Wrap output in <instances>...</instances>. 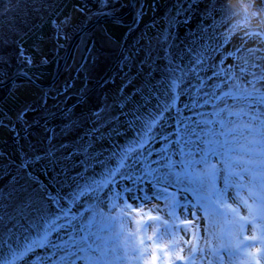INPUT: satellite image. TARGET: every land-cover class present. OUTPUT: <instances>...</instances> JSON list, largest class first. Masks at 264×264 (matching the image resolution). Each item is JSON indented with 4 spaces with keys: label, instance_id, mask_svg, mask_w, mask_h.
I'll return each instance as SVG.
<instances>
[{
    "label": "rangeland",
    "instance_id": "1",
    "mask_svg": "<svg viewBox=\"0 0 264 264\" xmlns=\"http://www.w3.org/2000/svg\"><path fill=\"white\" fill-rule=\"evenodd\" d=\"M106 1L109 3V0H103V2ZM235 1L236 3L230 8L240 16L238 10L240 1ZM116 2H118L117 5L103 8L102 2H98V0H59L57 15L63 13L71 17L70 22L64 27L65 35L59 40L60 46L57 47L56 42L49 35L43 52L48 57V63L42 66L38 63L37 66L26 69V72L36 81L48 83L56 69L60 67L73 36L100 15L124 11L130 0H117ZM248 4L247 7L258 14L251 18L252 23L259 27L258 30L249 26L245 27L237 22H229L231 20L230 12L225 15L221 6L217 4V0H211V3L208 0H198V5L192 9L190 20L187 23H173L175 10L178 7L177 0H137V17L143 11L142 24L135 27V31H132L130 35H126L128 27L125 24L133 22V15L129 14L122 17L120 21L98 23L100 25L97 24V27L94 26L89 29L90 31H85L76 41L72 55L65 62L60 76L51 87L41 89L20 78L14 81L12 87L9 84L0 85V111H3L0 122L4 125L0 127V184L2 179L5 182L7 176L10 175L8 172L10 168L4 164L12 157L18 160L17 153L20 142L27 140L36 132H46L45 124L57 121L59 116L65 114L67 110L82 105L89 93L91 96L98 95L96 94L97 90L94 91L95 86L102 84L113 73L116 72L114 76H119L120 80L118 79V81L122 83L124 75L121 74V54L126 49V46L123 47L125 39L128 40L127 45L132 47L135 42L139 41L141 29L145 25L147 26L146 32L153 37L155 35L157 37L160 33L167 36L169 28H171L172 40L169 41V45L177 58L176 62L180 63L182 60L184 66L189 63V57L185 55L184 49L188 47L191 34L204 29L202 24L206 18L211 19V22L214 21L215 25H213V29H207L208 32L202 33L204 43L215 46L216 38L224 40L220 54L213 55L207 64L214 59L216 68L226 69L228 65L237 63L242 55H247L237 52V48L260 49L264 52V49L260 48L264 43V6L260 5L257 0H252ZM213 5H216L215 10H213ZM31 8L30 0H0V30L11 36L9 30L18 23H23L24 19L29 16ZM77 9H83V11ZM145 28L142 29L143 32H145ZM213 30L214 33L210 32ZM45 31L50 34V27H46ZM257 32L260 33L259 39L253 35ZM106 34L111 39H107ZM142 36H144L143 33ZM152 41L154 48L156 38H152ZM144 43L145 41L141 44L142 47ZM122 47L123 51L119 55ZM117 49L118 54L115 59L118 67L112 68L111 60L115 56L113 52ZM161 50L160 48L159 51ZM221 54L223 62H221ZM166 55L162 50L153 56L158 58ZM143 58L144 52H141L137 60ZM36 60L39 61V56H36ZM12 65L16 66L13 63L8 70L11 71ZM111 68L109 76L98 83ZM166 68L167 65L162 66L159 71V74L163 76V81L152 82L156 86L154 92L156 99L151 102L152 107L148 110L151 111L155 107L157 100L163 104L165 96L170 93L179 96L177 107L171 106L173 111L166 112L164 116L166 134L175 140L178 119L184 120L192 127H196L193 121H200L204 129L205 126L193 111L195 101H197V92L192 88L190 92L185 93L188 86L186 76L181 78L178 72L175 77L170 79ZM216 68L214 69L216 70ZM24 70L20 69L18 72H25ZM144 71L148 72V68L145 67ZM212 71V68L204 70L202 76H211ZM124 72H127V69H124ZM14 74L11 73L9 77ZM132 74L136 75V68H132ZM143 78L144 75L141 74L135 84L126 89L127 94L132 96L133 100L130 106L139 102L140 97L133 93H135L136 87L140 86ZM177 80L178 82L180 80L181 85L177 87L171 84ZM85 81L84 88L81 90L80 87ZM163 82L170 87H168L170 89L168 93L167 87L160 85ZM211 83H217V81L213 80ZM9 87L13 90L20 88V91L16 93L19 100L11 95ZM116 87L118 88L117 85ZM86 89L88 90L85 94L81 95V92ZM210 90L216 91V89ZM42 94L46 98V107L38 103ZM113 96H119L118 91ZM108 98L107 96L104 100L106 101ZM24 102L35 107L23 119L18 120L16 113L19 108L23 107ZM228 103L233 104V101L229 100ZM217 104L218 102L209 107H213V111H217ZM199 106L202 108V102ZM83 108L90 110L91 107L84 104ZM233 110L238 111V109ZM118 111V108L114 109L113 114ZM230 119L236 121L235 133L220 136L221 126L214 123L215 137L211 134L214 140L211 147L205 143L207 138L205 130L203 134H200L198 130V135L201 137L199 141L195 137L185 136L184 139L188 143L185 146L181 142L179 148L169 142H156L149 145V147L155 148L153 155L144 158L145 168L139 174L140 177H143L142 182L139 179L137 183H133L117 178L111 183L109 190L108 181H104V186L99 187L93 194L94 198H89L87 194L76 196L77 203L74 207H63L62 211L67 214L68 220L72 221L74 225L84 228L85 231L82 234L89 237L88 242L92 244L93 248L99 249L97 255L101 257L100 264H150L153 255L157 258V264H162V261L171 258L162 256L157 251V239L154 234L158 229L161 233L164 231L160 222L148 221V224L152 226H143L144 221L141 220V217L146 219L148 215H158L162 221H167L171 238L164 236L159 247L164 248L166 245L175 243L176 248L173 251L185 257L184 261H177L176 264H186L190 245H194L197 249V254L194 257L195 264H256L257 260L260 261V264H264V167L257 168L254 164L248 163L251 155L249 144L251 138L244 127L247 117H239L241 121H238L237 117ZM91 127L92 125L85 129L86 134ZM182 128L183 125H181ZM85 137L86 135L81 139ZM5 138L7 139L3 142ZM217 140L220 143L216 142ZM225 140H227V144H224ZM115 143L123 146L119 138ZM101 145H106L107 148L111 147L107 141H101L96 143L94 149ZM70 150V148L67 149V151ZM158 154L166 156L170 163L167 168L161 167L160 164H152L153 171L149 173L147 162L156 158ZM207 159L209 162L205 161ZM24 164H28V162ZM30 165L28 169L39 176L40 183L46 180L47 182L51 181L53 185L49 186V189L54 192V195L59 194L55 191L57 174L60 172L59 167H50V163L48 162L47 165L46 160L36 164L35 167ZM80 171L82 169L73 167L69 174ZM169 171L175 174L171 179L160 183L154 179L155 176L164 175ZM11 172L14 173V170L12 169ZM95 172L97 175L103 176L99 166L96 167ZM40 198L38 201L42 202ZM18 202L17 199L12 203ZM186 205L198 210V215L194 218L195 225L185 226L182 224L186 218L193 219L189 212L184 211ZM43 207L53 215L58 212L53 205L50 206L47 202ZM12 209L11 206L8 211L12 212L14 210ZM225 222L228 224L227 232L233 234L231 237L224 234ZM241 225H243L242 228L246 236L255 235L259 239L246 240L242 246L234 248V239L239 233ZM184 228L189 230L185 231ZM193 235L195 240L191 239ZM149 237H152L151 241H149ZM185 240H188L189 244H185ZM180 248H183L184 251L180 252ZM0 251L7 254V250ZM92 259L95 260L96 256H92Z\"/></svg>",
    "mask_w": 264,
    "mask_h": 264
},
{
    "label": "snow or ice",
    "instance_id": "2",
    "mask_svg": "<svg viewBox=\"0 0 264 264\" xmlns=\"http://www.w3.org/2000/svg\"><path fill=\"white\" fill-rule=\"evenodd\" d=\"M30 2L32 8L29 10V16L24 19L23 23H18L9 30L11 36L0 30V84L8 83L10 77L7 70L13 60L26 69L35 67L38 63L41 66L47 64L48 57L43 52L49 35L59 47V40L65 35L64 27L71 20V17L63 13L57 15L59 0H30ZM98 2H103V0H98ZM208 2L211 3V0ZM257 2L264 6V0H257ZM177 3L178 7L175 10L173 23L189 22L190 13L198 5V0H177ZM217 4L221 6L225 15L229 13L230 8L227 5V0H217ZM110 6H112L110 3H105V7ZM215 7L216 5H213V10ZM77 10L83 11V9ZM142 17L143 11L134 21L136 26L139 25ZM46 27H50V34L45 31ZM132 31H135L134 27H130L126 35H130ZM203 32L204 29H201L199 32L191 34L188 47L184 49L185 55L189 57L187 66L183 65L182 60L177 63V58L173 55L169 45V41L172 40L171 28H169L167 36L160 33L156 37L155 45L170 57L166 68L170 79L175 77L178 72L181 78L191 77L197 81V85L193 86L197 92V103L202 102L203 105H208L212 101H218L217 114L221 116V119L214 123L221 125L220 136L234 134L236 131L234 127L236 121L232 119L225 121V115L229 118L247 117L244 127L251 138L249 140L251 155L248 163L262 168L264 167V52L260 49L237 48V52L247 55H242L237 63L228 65L224 70L213 69L211 76H201L208 60L212 59L213 55L220 54L221 45L224 43L223 38H216L215 46L206 45ZM253 35L256 39L260 38L259 32ZM106 38L111 39L107 34ZM142 43L143 39L141 38L134 43L131 49L121 54V72L124 75V80L118 89L119 99L114 100L111 106L105 105L104 109H96L91 113L92 127L86 137L80 140L79 145L62 157L57 156L55 148H50L41 157V159H47L54 167H59L60 172L57 174V179L59 180L60 176L64 177V180L60 181L61 185L70 182L74 186V192L68 196L74 204L77 203L76 196L87 194L89 198H94L93 194L99 187L104 186V181H108L109 190L111 183L117 178L133 183H137L139 179L142 182L143 177H140L139 174L145 168L144 158L151 157L155 152V148L149 147V145L156 142H169L179 148L181 142L185 146L187 145L188 141L184 139L185 136L195 137L199 141L201 137L198 135V130L200 134L204 133L205 129L200 121H193L196 127H192L184 120L178 119L177 132L175 133L177 138L173 140L166 134L164 120L165 113L173 111V108L168 106V100H165L163 104L157 100L155 107L151 111L148 110L152 107L151 102L156 99L154 95L156 86L152 84L151 78L158 67L156 65L157 58L153 56L152 39L149 38L143 47ZM125 46H127V41H125ZM260 48L264 49V43ZM13 50L14 54L10 55L9 53ZM141 52H144V58L137 60ZM36 56H39V61L36 60ZM221 62H223L222 54ZM145 67L148 68L146 73ZM132 68H136V75L132 74ZM124 69H127V72H124ZM141 74L145 76V80L136 87L135 93H133L140 97V101L128 108L127 106L132 104L133 100L132 96L127 94L126 89L134 85ZM19 75L29 83L31 82L26 71ZM213 80H216L217 83H211ZM210 89H216V91ZM9 91L17 100L20 99L16 96L20 88L14 90L10 88ZM170 99L175 100L176 95H171ZM229 100L234 103L229 104ZM38 103L46 107V98L43 94ZM34 107V105L24 102L23 107L19 108L16 113L17 119H23L28 112L34 110ZM117 108L119 112L113 114V110ZM126 108L127 110H125ZM233 109H238V111ZM106 112L107 115H105ZM2 117L3 111H0V118ZM181 125H183L182 129ZM226 125L232 127H226ZM3 126V123L0 122V127ZM125 136H129V139L123 146L115 143L117 138ZM101 141H107L111 147L94 151L96 143ZM207 143L211 147L213 141L209 140ZM227 143L225 140L224 144ZM60 147L69 146L61 145ZM169 163L166 156L158 154L156 158L147 162L148 172L153 171L152 164H160L161 167L167 168ZM30 166V164L21 165L18 174L11 177L12 187L10 190L0 189V250L7 249V254L0 251V264H100L101 257L97 255L99 249L93 248L92 244L88 242L89 237L82 234L85 231L84 228L74 225L62 210L55 215L51 214L43 207V204L28 195L27 189L21 185V177L23 176L32 183H38L32 173L28 171ZM97 166L102 169V177L95 172ZM73 167L80 168L82 171L71 176L69 173ZM90 172L91 175H89ZM174 175L169 171L164 175L155 176L154 179L160 183L171 179ZM17 199L18 203H12ZM40 199L46 200L50 206L55 205L59 209L64 207L59 203L64 197L59 194L53 195L46 187L43 188ZM10 205L14 209L12 212L8 211ZM184 211L189 212L193 219L186 218L182 224L185 226L195 225L194 218L197 217L198 210L186 205ZM141 220L144 221V227L152 226L148 224V221H159L164 229L162 233L158 229L154 234L157 239V251L162 256L171 257L167 261H162V264H176L177 261L185 260L183 255L173 251L176 248L175 243L166 245L164 248L159 247L164 236L171 238L167 221H162L158 215H148L146 219L142 216ZM242 227L243 225H241ZM183 230L188 231L189 229L184 228ZM151 239L152 237H149V241ZM191 239L195 240V236L193 235ZM248 239L255 241L259 238L253 235ZM184 243L189 244V241L185 240ZM183 251L184 249L180 248V252ZM188 251L189 257L186 264H195L196 247L190 245ZM92 256H96V259L93 260ZM150 264H157L155 255H153ZM256 264H260V261L257 260Z\"/></svg>",
    "mask_w": 264,
    "mask_h": 264
},
{
    "label": "trees",
    "instance_id": "3",
    "mask_svg": "<svg viewBox=\"0 0 264 264\" xmlns=\"http://www.w3.org/2000/svg\"><path fill=\"white\" fill-rule=\"evenodd\" d=\"M239 15H236V12L231 11L232 8H230V6H232L233 4L236 3L235 0H227V5L230 8V18L231 20H229V22L235 23L237 22L238 24H243L245 27H252V28H256L254 30H258L259 27L255 24L252 23V17L257 16L258 14L256 13V11L251 10L249 7H247L250 1L252 0H247L246 2L243 0H239ZM138 5L136 4V7ZM65 9V7H64ZM134 18H133V22L129 23V24H125L128 28L127 31L130 27H137L134 24V21H136V17H137V9L135 10V13L133 14ZM160 19V17L158 18V20ZM142 20H140L139 25L142 24ZM148 24V23H147ZM100 25V24H98ZM97 25V26H98ZM138 25V26H139ZM204 26V32H208L207 29H213V25L214 21L211 22V19L206 18L205 22L202 24ZM96 26V27H97ZM145 28V32H143V28ZM142 29H141V35H140V39H143V41H145L144 44L147 43L149 38H156L155 36L153 37V35L148 34L146 32L147 26L145 25ZM193 30V29H192ZM90 31V30H89ZM214 33L213 31H210ZM142 33L144 34V36H142ZM147 34V35H146ZM126 37V35H125ZM125 52L128 49H131V45H127L125 47ZM153 48V46H152ZM160 47H156L155 42H154V48H153V55L160 53L161 51ZM124 52V53H125ZM113 53H115V56L112 58L111 62L115 59L116 55L118 54V49L115 50ZM10 55L14 54V50L12 52L9 53ZM174 55V54H173ZM175 56V55H174ZM168 59H170V57H168L167 55L164 57H158L156 59V64L158 67V70L155 71L152 74V78H151V82L156 83V82H161L163 81V76L161 74H159L160 68L162 66H166L168 63ZM15 63L16 66H13L11 71L10 69L7 70L8 74L10 76L11 73H16L18 72L20 69H25L24 71H26V68L20 66L19 64H17L15 62V60H13L12 64ZM206 67V66H205ZM209 68H216V66L214 65V59L211 60V62L209 64H207V68H205L204 70H209ZM216 70H221L220 68H216ZM126 71V70H125ZM116 73V72H115ZM115 73H113L107 80H105L102 84L100 83L99 85L95 86L94 91H96V96H91V93H89L86 97L85 100L83 102L82 107H80L79 105L77 107H74L72 109H69L66 111L65 114H62L61 116H59V118L57 119V121H51L49 124H45L46 127V132H39V133H34L31 137H28L27 140L20 142L18 145V160H16L14 157H12L8 162H6L4 165H6L7 167L10 168V170H8V172L10 173L9 177L7 176L6 181L4 182L2 179V183L0 184V189H5V190H10L12 187L11 184V177L16 176L17 172L19 171V168L21 167V164L27 163L28 164H32V166L35 167L36 164L38 163H43L45 160L47 161V165H48V160L47 159H41V157L44 156V154L50 149V148H55L57 149V156L62 157L64 156L66 153H68L69 151H67L68 148H70L71 150L74 149L75 147H77L79 145V142L81 140L82 136H85V129L92 125V120H91V113L96 110V109H104L105 105L111 106L114 102V100H118L119 96H113V94H115V92L118 91V89H120L121 84L120 81H118L119 76L115 77ZM122 74V73H121ZM202 72H201V76H202ZM76 77H77V73H76ZM121 78V77H120ZM116 79V80H115ZM115 80V81H114ZM120 80V79H119ZM123 78H122V82H123ZM145 80V76L142 79L141 84L144 82ZM186 80H188V86L187 89L185 91V93L190 92V90H192L194 85H197V81L196 80H192L191 77L186 76ZM27 81V80H26ZM118 81V84H116ZM196 81V82H195ZM29 82V81H28ZM177 81H173L171 84L172 85H181V82L179 80ZM190 82V83H189ZM86 81L82 84V86L80 87V89L82 90L84 88ZM140 84V85H141ZM116 85L118 86V88L116 87ZM155 85V84H154ZM161 86L163 87H167L166 91L167 93L169 92V85L165 82L160 83ZM169 87V88H168ZM88 89L84 90L81 92V95H84L85 92ZM93 91V92H94ZM92 92V93H93ZM195 93V91H194ZM171 94V93H170ZM170 94L165 96V100H168V106H174L175 108L177 107V104H179V96L176 94H171V95H176V99L175 100H171L170 99ZM109 97L106 101L104 100L105 97ZM139 97V96H138ZM210 99V98H209ZM138 100V99H137ZM140 101V99H139ZM165 102V101H164ZM218 101H212L210 104L208 105H203L202 104V108H200V103H197V101H195L194 104V109L193 111H195V115L197 117H199L201 119V121L204 123L205 126V143L208 144L207 142L209 140L214 141L213 137H215L214 134V121H218L221 119V116L216 114L217 111H213V107H209L212 106L213 104L217 103ZM194 103V101H193ZM192 103V105H193ZM234 103V102H233ZM87 104L88 107L90 106L91 108H89L90 110H88V108H83V105ZM128 108H131L133 106H130V104L127 106ZM88 110V111H86ZM119 110V109H118ZM126 110V109H125ZM119 112V111H118ZM105 115H107V112L105 113ZM243 117V116H241ZM238 118V121H241ZM123 119V117H122ZM228 119H230L229 117H227L225 115V121H227ZM218 126H221L219 123L217 124ZM69 126H71L69 128ZM210 128V131L208 132V129ZM227 127V126H226ZM211 132V133H210ZM212 134V136H211ZM130 135V134H129ZM7 138L3 139V142L6 141ZM129 139V136H125V137H119V141L121 142L122 145H124ZM218 143H220L218 140L216 141ZM214 143V142H213ZM61 145H67L69 147L66 148H61ZM16 146V145H15ZM104 148H107L106 145H101L98 148L94 149L96 151H100ZM70 150V151H71ZM205 157V155H204ZM203 157V159H204ZM82 158V157H80ZM78 159V158H77ZM206 162H209V159L205 160ZM50 167H53L52 164H50ZM12 169L14 170V173H12ZM52 170V169H51ZM50 170V172H51ZM96 170V169H95ZM29 172L32 173V175L36 178V180L38 181V183H32L30 181H28L26 178H24L23 176L21 177V185H23L26 189H27V193L28 195L31 194L30 196L34 197L37 201L39 199V197L42 196L43 194V188H47L49 190V192H51L54 195V192L52 190L49 189V186L52 187V183L47 182V180L43 183H40V180L38 179L39 176L36 175L35 173H33L31 170L28 169ZM8 175V174H7ZM71 176L76 175V173H72L70 174ZM89 175H91V172L89 173ZM101 175V174H99ZM64 177L59 178V180L57 179V183H56V189L55 191H57L62 197H64L63 200H61L59 203L63 204L64 207L66 206H73L74 207V203L72 199H69L68 196L70 194H72L74 192V186L71 185L70 182L61 185L60 181H63ZM38 192V193H37ZM82 196V195H81ZM39 202V201H38ZM45 201L39 202L40 204H45ZM39 206V204H38ZM57 211H61L62 209H59L57 206L53 205ZM11 209V205L8 207ZM13 210V209H12ZM4 250H7L6 248Z\"/></svg>",
    "mask_w": 264,
    "mask_h": 264
},
{
    "label": "water",
    "instance_id": "4",
    "mask_svg": "<svg viewBox=\"0 0 264 264\" xmlns=\"http://www.w3.org/2000/svg\"><path fill=\"white\" fill-rule=\"evenodd\" d=\"M136 4H137V0H130L129 5L126 7V9L124 11H122L120 13H110V14L100 15V16L96 17L95 19H93L91 22L87 23L79 32H77L73 36L70 44L68 45L67 51H66V53H65V55L63 57V60H62V63L60 65V67L56 69L55 74L48 81V83H40V82L36 81L33 77H31L28 74V77H29L31 83H33L34 85H36V86H38L40 88H49V87H51L57 81L58 77L60 76V74H61V72H62V70L64 68L65 62L69 59V57H70V55H71V53L73 51V48H74V46L76 44V41L79 39V37L85 31H87L89 29H92L98 23H103V22H105V23L108 22L109 23V22H113V21L117 22V21H120L121 18L126 16V15H129V14L133 15L135 13V10H136ZM125 41H127V38L125 39ZM123 47H125V42H124ZM123 47L121 48V50L119 52V55L122 53ZM112 68H113V65H112ZM112 68L107 73H105V75L102 77V79L98 83H100L101 81L105 80L109 76V74L112 71ZM19 73H21V72H17L14 75H12L10 77V79L8 80V83H6V84H9V86L12 87V85H13V83H14V81L16 79H18V78L24 79V78H22L19 75ZM6 84H0V85H6ZM7 142H9V141H7ZM227 226H228V224H227V222H225V224H224V234L227 237H231L233 234L230 233V232H227ZM248 238L249 237L244 234L243 228H240L239 233L237 234V236L234 239V243H233L234 248H239L240 246H242V244L246 240H249Z\"/></svg>",
    "mask_w": 264,
    "mask_h": 264
},
{
    "label": "bare ground",
    "instance_id": "5",
    "mask_svg": "<svg viewBox=\"0 0 264 264\" xmlns=\"http://www.w3.org/2000/svg\"><path fill=\"white\" fill-rule=\"evenodd\" d=\"M117 0H109V3L111 4V5H114V4H116L117 5V3L118 2H116ZM105 3H107V1L106 2H102V7L103 8H108V7H105ZM110 7H112V6H110ZM132 20H133V16H132ZM72 40V39H71ZM128 41V40H127ZM68 48V47H67ZM67 51V50H66ZM72 55V54H71ZM70 55V56H71ZM112 65H113V68H117L118 67V63L116 62V59L115 60H113L112 61ZM42 89V88H41ZM44 89V88H43Z\"/></svg>",
    "mask_w": 264,
    "mask_h": 264
},
{
    "label": "built area",
    "instance_id": "6",
    "mask_svg": "<svg viewBox=\"0 0 264 264\" xmlns=\"http://www.w3.org/2000/svg\"><path fill=\"white\" fill-rule=\"evenodd\" d=\"M85 1H88V0H85Z\"/></svg>",
    "mask_w": 264,
    "mask_h": 264
}]
</instances>
